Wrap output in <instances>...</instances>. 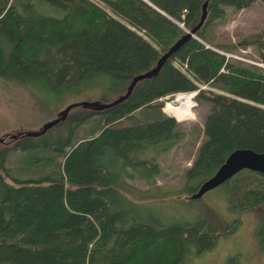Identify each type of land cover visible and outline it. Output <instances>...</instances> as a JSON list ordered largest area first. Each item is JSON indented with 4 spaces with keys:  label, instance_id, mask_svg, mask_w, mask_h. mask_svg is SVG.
Wrapping results in <instances>:
<instances>
[{
    "label": "trees",
    "instance_id": "obj_1",
    "mask_svg": "<svg viewBox=\"0 0 264 264\" xmlns=\"http://www.w3.org/2000/svg\"><path fill=\"white\" fill-rule=\"evenodd\" d=\"M253 1L209 0L195 33L154 74L140 79L126 99L69 116L75 125L93 120L90 136L75 140L71 127L51 137L27 135L1 153L0 264H179L188 243L200 241L198 252L213 246L216 232L205 229V221L153 220L122 186L125 176L137 175L155 185L158 195L191 198L235 148L264 151V67L227 55L255 42L264 61V38L224 41L216 33L230 8ZM203 3L0 0V78L54 95L98 86L123 92L192 29ZM197 88L196 98L210 103L205 139L183 183L161 189L154 157L134 155L165 152L185 136L175 118L162 111L160 98ZM124 118L128 123H121ZM11 149L26 151L19 175L4 165ZM223 183L231 210L264 204L263 174L244 168ZM256 235L264 247V216Z\"/></svg>",
    "mask_w": 264,
    "mask_h": 264
},
{
    "label": "rangeland",
    "instance_id": "obj_2",
    "mask_svg": "<svg viewBox=\"0 0 264 264\" xmlns=\"http://www.w3.org/2000/svg\"><path fill=\"white\" fill-rule=\"evenodd\" d=\"M216 33H218L217 38L224 41H238L237 39L253 35H256V38H264V2L254 0L247 7L230 8L226 19L216 27ZM233 52L230 53L232 57L264 67L261 65L264 61L258 57L259 52L255 42L240 46ZM199 88L223 92L207 84H201ZM210 91L205 94L211 95ZM121 93L118 90L103 91L102 87L98 86L92 90L83 88L79 91L54 95L39 86L35 87L33 92L19 83L0 78V137H2L0 156L4 150L12 148L17 139L26 137L30 131L40 129L48 120L62 116V110L68 103L84 99L108 102ZM196 94L190 111L179 110L176 115L179 120L171 115L177 121V127L185 132V136L180 141L165 152L155 153L146 150L134 155L137 158L154 157L160 167L155 180L161 189H174L183 183L185 171L191 165L198 146L205 139L204 120L210 103L205 98H196ZM163 106L164 104L161 106L162 111H164ZM85 107L83 105L72 107L64 118L49 127L40 137L50 136L59 129L67 133L69 127L72 128L75 140L90 136L93 120L76 125L69 122V116L77 115L85 110ZM191 113V116H187ZM121 123H128L127 118L121 120ZM47 151L45 154H48ZM25 154L26 151L19 149L7 151L4 165L8 167L10 173L21 174L20 165L24 161ZM124 182L125 186L122 187L127 196L137 201L138 210L144 215H150L153 220L166 224L203 220L205 229L216 232L213 246L200 252L197 251L198 245H201L200 241L196 242L198 245L193 242L188 243L179 264H264V247L256 235L257 227L264 216V204L259 208L231 210L224 183L196 198H188L187 193L158 195L155 185H149L137 175L125 176ZM227 227L228 231L225 232Z\"/></svg>",
    "mask_w": 264,
    "mask_h": 264
},
{
    "label": "water",
    "instance_id": "obj_3",
    "mask_svg": "<svg viewBox=\"0 0 264 264\" xmlns=\"http://www.w3.org/2000/svg\"><path fill=\"white\" fill-rule=\"evenodd\" d=\"M209 0H204L202 6V14L199 21L192 27L191 30L187 31L185 35H183L180 39L174 42L168 51L163 53L157 63L149 70L142 72L140 74L135 75L130 83L128 84L125 91L118 95V97L114 98L108 102H98L97 100H79V101H72L68 103L62 110L63 115L58 116L56 118L50 119L45 122L40 129L35 131H30L28 135L38 136L46 132V130L51 127L52 125L59 122L62 118L65 117L66 113L75 106L83 105L90 108H105L112 106L124 99L131 93L134 85L142 78L149 77L154 74L162 64V62L168 57V55L175 50L187 37L193 35L196 29L203 23L205 16H206V5ZM28 133V131H27ZM2 140V137H0ZM247 168L253 171H257L264 175V151H257L249 147H238L232 150L226 159L219 165V167L215 170V172L201 181L197 187V190L190 195L191 198H196L208 190L215 188L216 186L222 184L224 181L228 180L238 171Z\"/></svg>",
    "mask_w": 264,
    "mask_h": 264
},
{
    "label": "bare ground",
    "instance_id": "obj_4",
    "mask_svg": "<svg viewBox=\"0 0 264 264\" xmlns=\"http://www.w3.org/2000/svg\"><path fill=\"white\" fill-rule=\"evenodd\" d=\"M174 104H177L174 105ZM194 104V96L192 93L186 95V96H178L177 98H175L172 102H170V107L174 106V112L172 113L173 116L179 120L175 115L178 114L179 110L181 112H186V111H190L191 110V107L192 105ZM169 107V106H168ZM172 112V111H171ZM192 113L190 115H187V116H191ZM185 116V117H187ZM184 117V118H185ZM182 120V119H181Z\"/></svg>",
    "mask_w": 264,
    "mask_h": 264
},
{
    "label": "built area",
    "instance_id": "obj_5",
    "mask_svg": "<svg viewBox=\"0 0 264 264\" xmlns=\"http://www.w3.org/2000/svg\"><path fill=\"white\" fill-rule=\"evenodd\" d=\"M180 24L182 25L183 23L182 22H180ZM227 55H232V54H230V53H227ZM240 58V57H239ZM261 65H263L264 66V63H261ZM190 93H192L193 94V96H195V94L197 93V89L196 90H193V91H179V92H176V93H174L173 94V98H171L170 99V95H165L164 96V98L163 99H165L166 101H165V104H164V106H163V110L166 112V113H168V114H170V115H173L172 113L174 112V106H172V107H170V102H172L175 98H177L178 96H186V95H188V94H190ZM169 99V100H168ZM174 105H176L177 106V104H174ZM169 106V107H168ZM172 111V112H171Z\"/></svg>",
    "mask_w": 264,
    "mask_h": 264
}]
</instances>
